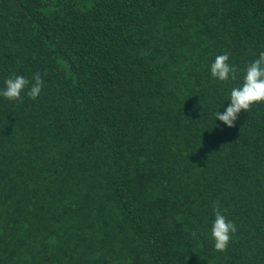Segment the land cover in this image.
Segmentation results:
<instances>
[{"label":"trees","instance_id":"trees-1","mask_svg":"<svg viewBox=\"0 0 264 264\" xmlns=\"http://www.w3.org/2000/svg\"><path fill=\"white\" fill-rule=\"evenodd\" d=\"M261 51L264 0H0V90L43 80L0 96V264H264V102L215 117Z\"/></svg>","mask_w":264,"mask_h":264},{"label":"clouds","instance_id":"clouds-1","mask_svg":"<svg viewBox=\"0 0 264 264\" xmlns=\"http://www.w3.org/2000/svg\"><path fill=\"white\" fill-rule=\"evenodd\" d=\"M229 58L230 54L227 52L215 57L210 68L212 77L219 81L236 80L238 70L228 63ZM243 71L242 83L231 89L230 104L223 113L219 111L215 113L216 120L223 122L229 128L235 126V121L241 111L247 112L253 104L264 102V51H261L255 60L249 62ZM33 79L34 83L21 75L8 78L4 82L5 88L0 90V96L10 101L22 100L21 93L31 85L27 95L33 100L36 99L41 93L43 80L40 73H36ZM214 216L215 219L211 227V237L215 241L214 248L217 251H225L232 239V234L237 229L216 205H214ZM192 235L195 236L196 233L194 232Z\"/></svg>","mask_w":264,"mask_h":264}]
</instances>
